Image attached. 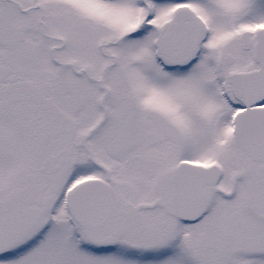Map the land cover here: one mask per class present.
Returning a JSON list of instances; mask_svg holds the SVG:
<instances>
[{"label":"snow or ice","instance_id":"6c2138e0","mask_svg":"<svg viewBox=\"0 0 264 264\" xmlns=\"http://www.w3.org/2000/svg\"><path fill=\"white\" fill-rule=\"evenodd\" d=\"M0 264H264V0H0Z\"/></svg>","mask_w":264,"mask_h":264}]
</instances>
